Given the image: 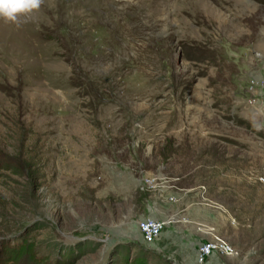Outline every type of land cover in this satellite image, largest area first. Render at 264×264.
Returning <instances> with one entry per match:
<instances>
[{
	"label": "rangeland",
	"instance_id": "374dc122",
	"mask_svg": "<svg viewBox=\"0 0 264 264\" xmlns=\"http://www.w3.org/2000/svg\"><path fill=\"white\" fill-rule=\"evenodd\" d=\"M5 48L0 264H264V0H43Z\"/></svg>",
	"mask_w": 264,
	"mask_h": 264
},
{
	"label": "built area",
	"instance_id": "2783aa9c",
	"mask_svg": "<svg viewBox=\"0 0 264 264\" xmlns=\"http://www.w3.org/2000/svg\"><path fill=\"white\" fill-rule=\"evenodd\" d=\"M165 183L160 176H145L141 181V190L147 192H160L165 189ZM166 222L154 217H146L137 222L142 243L151 244L162 233ZM233 253L230 244L220 236H213L210 240L201 242L196 250V264H204L207 258L213 255L227 256Z\"/></svg>",
	"mask_w": 264,
	"mask_h": 264
},
{
	"label": "clouds",
	"instance_id": "9594fccd",
	"mask_svg": "<svg viewBox=\"0 0 264 264\" xmlns=\"http://www.w3.org/2000/svg\"><path fill=\"white\" fill-rule=\"evenodd\" d=\"M43 0H0V17L16 22L18 17L39 10Z\"/></svg>",
	"mask_w": 264,
	"mask_h": 264
},
{
	"label": "crops",
	"instance_id": "0c3cea01",
	"mask_svg": "<svg viewBox=\"0 0 264 264\" xmlns=\"http://www.w3.org/2000/svg\"><path fill=\"white\" fill-rule=\"evenodd\" d=\"M185 192V191H184ZM166 196L164 197V201H165V203L167 204V205H169L170 207L171 206H173V204H176V203H178V202H182L183 201V197L185 198L186 196H185V193H183L182 194V197L181 198H178L177 197V199L175 198V196H171V195H169L168 193H166L165 194ZM181 200V201H178V200ZM186 206H192V204H190V205H186ZM177 212H179L177 209H175V208H173V209H171L170 210V219H167V218H164V219H162V218H159L158 216H151V217H154V218H157L158 220H163V221H165L166 222V226L164 227V230L162 231V233H161V235L163 234V232L165 231V230H167L168 228H173V225H174V222H171L170 220H171V218H172V215H174V214H176ZM172 225V226H171ZM170 226V227H169ZM160 235V236H161ZM171 237H173V236H171ZM140 238H141V236H140ZM142 241V240H141ZM201 243V242H200ZM199 243V244H200ZM198 244V245H199Z\"/></svg>",
	"mask_w": 264,
	"mask_h": 264
},
{
	"label": "trees",
	"instance_id": "16d2710c",
	"mask_svg": "<svg viewBox=\"0 0 264 264\" xmlns=\"http://www.w3.org/2000/svg\"><path fill=\"white\" fill-rule=\"evenodd\" d=\"M8 255L7 257L5 258L4 262L7 263V264H11V263H15L18 258H19V255H20V252L19 253H16V252H7Z\"/></svg>",
	"mask_w": 264,
	"mask_h": 264
},
{
	"label": "bare ground",
	"instance_id": "6f19581e",
	"mask_svg": "<svg viewBox=\"0 0 264 264\" xmlns=\"http://www.w3.org/2000/svg\"><path fill=\"white\" fill-rule=\"evenodd\" d=\"M6 52H7V49L6 48L5 49H2L0 55L3 54V56L6 57ZM0 64H2V58L0 59Z\"/></svg>",
	"mask_w": 264,
	"mask_h": 264
}]
</instances>
